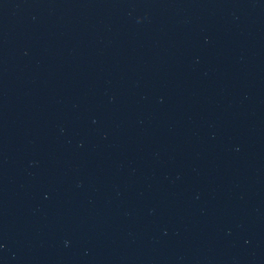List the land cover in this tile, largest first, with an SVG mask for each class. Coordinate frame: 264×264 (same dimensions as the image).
Listing matches in <instances>:
<instances>
[{
	"label": "water",
	"instance_id": "95a60500",
	"mask_svg": "<svg viewBox=\"0 0 264 264\" xmlns=\"http://www.w3.org/2000/svg\"><path fill=\"white\" fill-rule=\"evenodd\" d=\"M0 264H264V0H0Z\"/></svg>",
	"mask_w": 264,
	"mask_h": 264
}]
</instances>
